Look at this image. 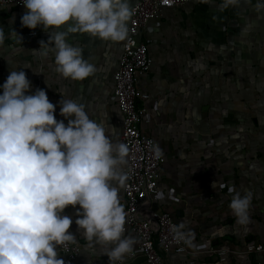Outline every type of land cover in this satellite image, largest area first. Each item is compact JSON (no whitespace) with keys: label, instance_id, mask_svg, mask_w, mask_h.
<instances>
[{"label":"crops","instance_id":"crops-1","mask_svg":"<svg viewBox=\"0 0 264 264\" xmlns=\"http://www.w3.org/2000/svg\"><path fill=\"white\" fill-rule=\"evenodd\" d=\"M256 2L240 0L222 8L223 0H188L141 29L152 60L138 82L149 94L145 106L151 117L141 127L164 156L152 207L171 213L195 236L194 247L164 254V264H187L191 257L196 264H264V252H243L246 243L264 244V12L255 10ZM25 12L19 4L0 7L6 36L0 46V94L10 71L23 70L31 81L28 94L44 89L56 105L58 121L68 122L58 102L74 99L121 142L113 74L123 41L70 34L68 42L84 49L97 72L83 81L65 79L55 71L52 53L33 51L48 40L49 32L42 26L23 27ZM12 29L22 36L21 43L19 36H9ZM230 187L241 194L253 192L247 225L239 224L228 207ZM119 196L122 203L123 188ZM77 209L79 205H69L63 214L73 220L69 231L81 246L80 264H109L106 249L87 241L76 225ZM210 247L226 249V260L220 261ZM133 252L124 264H146L137 243Z\"/></svg>","mask_w":264,"mask_h":264},{"label":"clouds","instance_id":"clouds-1","mask_svg":"<svg viewBox=\"0 0 264 264\" xmlns=\"http://www.w3.org/2000/svg\"><path fill=\"white\" fill-rule=\"evenodd\" d=\"M250 2V0H249ZM26 12L21 25L42 26L47 41L33 50L54 55L55 71L63 78L83 81L97 72L84 49L68 42L81 32L104 41L120 42L129 35L135 9L131 0H21ZM240 0H223L222 8ZM264 12V0L254 5ZM9 36H22L14 29ZM6 36L0 27V46ZM0 94V264H65L58 248L75 243L69 231L73 220L64 215L77 209L76 225L89 242L105 248L109 264L133 252L135 237L126 235L127 213L119 191L125 187L129 146L115 141L103 124L90 119L86 106L63 98L57 120L56 105L44 89L28 94L31 81L23 70H11ZM63 94V93H62ZM64 95V94H63ZM65 97V96H64ZM74 117V118H73ZM156 158L163 150L152 146ZM229 209L241 225L250 222L253 192L234 187ZM177 244L194 247V233L184 223L172 224Z\"/></svg>","mask_w":264,"mask_h":264},{"label":"built area","instance_id":"built-area-1","mask_svg":"<svg viewBox=\"0 0 264 264\" xmlns=\"http://www.w3.org/2000/svg\"><path fill=\"white\" fill-rule=\"evenodd\" d=\"M188 0H135V9L129 23V35L122 43L118 68L113 74V96L121 115V142L129 146L128 163L124 170L128 179L123 187L122 205L127 213L126 232L137 238V248L145 257L146 264H164V254L175 252L183 254L188 246L177 244L170 232V226L177 224L171 213L152 207L158 197V181L164 163V156L156 158L152 146L155 140L147 135L142 124L151 120L145 106L149 94L138 86L139 78L145 75L152 60L145 40L140 38L141 29L150 20L162 18L167 10L183 6ZM19 4L21 0H0V7ZM24 6V5H23ZM31 32L30 35H35ZM147 205V207H145ZM148 215V218L145 216ZM220 261L226 260V249L210 247ZM65 264H80L79 243H70L58 248ZM243 252L263 253L264 244L246 243ZM134 255V252L129 254ZM117 264H124L123 261ZM187 264H196L192 257Z\"/></svg>","mask_w":264,"mask_h":264},{"label":"water","instance_id":"water-1","mask_svg":"<svg viewBox=\"0 0 264 264\" xmlns=\"http://www.w3.org/2000/svg\"><path fill=\"white\" fill-rule=\"evenodd\" d=\"M145 207H147V205H145ZM145 217L148 218V215H146ZM143 257H144V256H143ZM144 259H145V257H144Z\"/></svg>","mask_w":264,"mask_h":264}]
</instances>
